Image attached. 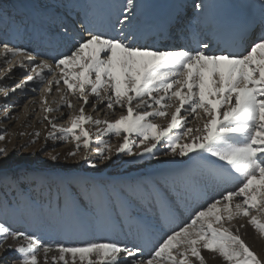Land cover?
I'll list each match as a JSON object with an SVG mask.
<instances>
[{"label": "snow or ice", "instance_id": "6c2138e0", "mask_svg": "<svg viewBox=\"0 0 264 264\" xmlns=\"http://www.w3.org/2000/svg\"><path fill=\"white\" fill-rule=\"evenodd\" d=\"M135 7L134 0H126L114 23L104 30L86 27V36L77 37L62 27L70 47L50 59L0 43V55L19 58L21 68L24 60L28 62L24 79L4 95L23 89L28 82L59 86L62 81L66 86L62 107L75 108L67 93L82 103L78 114L71 116L70 126L60 127L59 137L49 132L48 138L76 141L66 157H77L83 147L85 154L79 158L91 169L110 161L113 155L157 159V151L173 159L186 157L190 163L159 180L130 178L118 191L94 178H62L55 201L49 188L47 208L32 201L34 212L56 216L84 212L104 217L115 213L136 242L131 246L115 240L45 242L33 233L0 223V264L7 259L3 255L7 252L17 254L12 264H39L41 253L43 264H206L203 252L213 259L219 257L221 264H264V255L258 254L241 233L250 225L264 238V0L258 34L249 37L245 28L241 43L236 44L233 31L225 29L223 46L215 48L200 38L194 46L181 48L161 49L141 43L143 37L134 26ZM205 7L202 0L194 4L198 13ZM179 22L177 14L168 24ZM51 91L48 87L41 94L46 113L60 110L47 107L44 93ZM89 95L106 101L105 107L113 113L119 107L118 118L100 120L87 115L85 106L96 110ZM182 109L202 123L189 126ZM168 117L166 127L154 122ZM44 120L57 128L55 118L45 115ZM88 123L105 125L97 127V132L112 133L122 137V142L113 149L97 139L98 160L90 159L87 150L93 141L84 127ZM133 135L135 140H130ZM4 139L0 135V140ZM8 156L7 148H0V170L10 167ZM49 157L53 162L60 158L59 154ZM29 175L21 169L17 179L27 181ZM233 181L238 183L230 188ZM181 188L184 196L194 193L207 199L186 221L175 224ZM152 209L158 210L157 221L163 217L169 224L163 237L147 247L148 234L157 228L148 214ZM234 219L244 222L234 226Z\"/></svg>", "mask_w": 264, "mask_h": 264}, {"label": "rangeland", "instance_id": "374dc122", "mask_svg": "<svg viewBox=\"0 0 264 264\" xmlns=\"http://www.w3.org/2000/svg\"><path fill=\"white\" fill-rule=\"evenodd\" d=\"M89 108H85V113L87 112L86 114H88L87 110ZM131 137L132 136L129 137L130 140H135L134 135L133 139ZM56 141L57 149L55 148L54 150H59L61 147H66L68 146V144L71 145V143H69L70 141ZM103 141L114 145L116 142H122V137H109L107 139H103ZM1 142H3V140H0V144ZM80 143L82 145V141ZM33 145L34 143H32L30 146ZM96 147L91 145L90 149L87 150V155L90 159L98 160L95 151ZM158 149H160L159 145ZM133 150L136 151L137 149L134 148ZM47 151L52 150L48 149ZM13 153L14 152H11L8 156L10 167L5 168L4 170H0V223H4L5 225L11 228L17 229L18 231H27L29 233H33L45 242H63L66 244H81L83 242L87 243L91 241L100 240L103 237V232L106 227L104 219L116 218L117 216L115 213H113L110 217H104L100 215L93 216L90 213L84 212H81L80 214H77L75 212H69L62 216H56L49 214L46 211L34 212L30 207L32 201H36L38 204H43L44 207L47 208V202L50 198L49 188H51V199L53 200V202L55 201L56 190L57 187L61 186L62 178H94L97 182L101 184L110 183L112 187L118 191L121 184L129 180L130 178L145 177L152 179L154 177V180H159L161 177L167 176L170 173L172 174L178 172L179 170L186 167L188 163H190L186 157L183 158V160L180 158L183 163L182 165H179L180 167L174 166L169 168L165 166L168 168L165 169L170 173L166 175L156 176L155 173L157 172L158 167L151 168V166L155 164V160H161L165 157L164 155H162L161 151H157V159H153L151 156H145L143 159H133L132 157H128L121 154L119 156V159L116 160V162H108L107 164H105V167L101 166L104 165L103 163H99L97 169L89 168L85 160H83V163L79 166L67 163L69 167H66L64 165L67 164L61 162L60 160L53 162L49 159L44 158L43 153L27 155H23L21 153ZM83 154H85V150L81 148L78 155ZM165 158L169 160L172 157L166 156ZM21 169H24L31 174L28 176L27 181H21L20 179H17V177L20 175ZM149 173H152V175ZM219 190L220 189H218V191ZM180 191L182 198L178 201V203L180 204V206L182 205L186 207L187 196H184L182 194V188L180 189ZM183 196L185 198H183ZM206 199L207 197L199 196L200 202H204ZM192 202H194V204L189 205L187 207L188 211L192 210L195 206L200 205L196 204L195 201H189V204H191ZM148 214L151 218H153L154 222H157L156 229L158 230L156 231H165L164 229L158 228L159 226L164 227L165 220V218L163 217H160L158 221L156 220V218L159 217L158 210L152 209ZM182 214L183 213L180 210L175 219L178 220L179 223L186 221L182 217ZM59 221L62 223H60ZM54 222H57V225H54ZM47 223H51V227ZM63 224L70 225L71 229L69 231H66L64 229ZM120 225L121 226L118 227L117 224L113 223L112 229L108 232H110L112 237H115V241L119 242L120 239L124 243H128L129 246H131V244L136 241L133 237L129 236L127 232L122 230L123 223H121ZM57 226H60V229H57ZM153 231L151 232H153L154 238L156 239L158 236H156L155 230ZM67 234H79L82 236L67 239ZM13 255L14 257L11 256L7 264H12V261L16 258L17 254L13 253ZM192 259L194 260V258Z\"/></svg>", "mask_w": 264, "mask_h": 264}, {"label": "bare ground", "instance_id": "6f19581e", "mask_svg": "<svg viewBox=\"0 0 264 264\" xmlns=\"http://www.w3.org/2000/svg\"><path fill=\"white\" fill-rule=\"evenodd\" d=\"M138 1L140 0H136V4ZM182 1H189V0H180L179 3H182ZM69 14L73 16L71 13ZM65 18L66 17H64L63 19ZM10 57L11 56L5 57L4 55H0V93H1L0 95V135L5 136V139L3 140V142H1L0 147L7 148L9 154L11 152L21 153L23 155L43 153L44 158L49 159V160H51L49 157V154H53V155L59 154V157H60L59 160L61 162H64L65 164L69 163V164H73L77 166L81 165L83 163V159L79 158L81 155H77V157H73V158L66 157V153L69 150L73 149L77 142H75L74 140H69L70 142L69 141L68 142L71 143V145L68 144V146L66 147H61L60 149L58 148L59 150H54L57 144L56 140H60V139L48 138V135H49V132H52L54 137H59L60 135L59 128L70 126L71 116L78 114L77 110L80 104L82 103V101L77 100L75 95L71 93H67L68 100H70L72 104L75 105V108L69 109L67 107H62L65 101L61 99V96L65 94L66 86H57L55 84L49 86L47 84H44L43 88L41 90H38L36 87H34L35 85L34 82L32 83L30 82L29 84L30 86L28 87H24L23 89H20V90L17 89L15 92H9V95L5 97L4 92L9 91V89L13 88L10 81H12V78L18 75L19 74L18 71H20V69L19 70L17 69L18 68L17 66L20 65L19 58L12 59ZM8 60H10L11 63L6 62ZM23 63L27 65L28 67L26 60H24ZM48 87H51L52 91L44 93V98L47 101V107H51V108L60 107L59 111H53V112H47V113L44 111L45 104H44V100L41 98V94H42V90L47 89ZM57 87L61 88L60 92L56 91ZM34 88L36 89L35 91H33ZM89 101L90 103L96 104V110H93L92 108H89L88 106H85V108H89L87 110L88 111L87 115H91L94 118H97L100 120H105V119L114 120L115 118H118V116L120 115L121 109L119 107H116V111L115 113H113L111 110L105 107L106 101L105 102L97 101L91 95H89ZM45 115H47L49 118H55V123L57 124V128L53 129L51 125L46 120H44ZM182 115H185L186 118L190 121L189 126L195 127L197 124L202 123V121L199 120V118H197L196 120L192 119L193 115L195 114H187L184 112L183 109H182ZM169 119L170 117L156 118L154 122L160 124L161 126L166 127L167 123L169 122ZM84 127H86L87 130L91 133V136L93 137V138L91 137L92 138L91 140L93 141L92 146L94 147L99 146L97 144V139L103 141V139L105 138L107 139L109 137H115V135L110 134V133H106V132L98 133L97 132V127H99L100 129H103L105 127V125L103 124L99 126H95L91 123H88ZM37 132L40 134L38 137L33 135L34 133H37ZM131 138L133 139L134 137L132 136ZM32 141H35L34 145L30 146L33 143ZM117 145H118V142L112 145L113 149ZM48 149L52 151H47ZM165 157L162 158L161 160H155L156 161L155 164L151 166V168L158 167L157 172L155 174L157 175L169 174L170 172L167 171L165 168L167 167L171 168V167L179 166L183 164L179 157H176L175 159L171 158L169 160H167ZM117 159H119V156L117 157L116 155H113L110 161H107L106 163L104 162L103 163L104 165H101V166L105 167L106 166L105 164H107L108 162L109 163H112L114 161L116 162ZM64 166L69 167L68 164ZM236 183L237 182H234L231 185V187H235ZM183 198L185 197L183 196ZM195 198H196L195 200L196 204L203 203L199 201V195H196ZM120 221H121L120 219H116L114 221V224ZM243 222H244L243 220L234 219L232 222V225L235 226ZM47 224L50 225L51 227V223H47ZM54 225H57V222H54ZM63 226L66 231H69L71 229V226L68 224L67 225L63 224ZM120 226L121 225H118V227ZM57 229H60V226H57ZM14 230H17V229H14ZM122 230L128 233V230L126 228L123 227ZM159 232L161 231H155L156 236H158ZM241 233L245 241L249 245H251V247L258 254L264 255V238H261L259 234L250 225L247 227L246 230L242 229ZM79 236H82V235L67 234V239L77 238ZM119 242L124 243L120 239H119ZM8 243H13V242L9 240ZM13 253L16 254L15 252H7L3 254L7 258L6 260H4L3 264H7L11 256L14 257ZM202 254L206 256L207 264H221V260L219 257L213 259L207 252H203ZM38 261H39V264H43V254L42 253L38 257Z\"/></svg>", "mask_w": 264, "mask_h": 264}]
</instances>
